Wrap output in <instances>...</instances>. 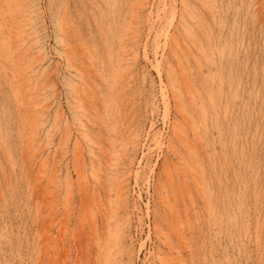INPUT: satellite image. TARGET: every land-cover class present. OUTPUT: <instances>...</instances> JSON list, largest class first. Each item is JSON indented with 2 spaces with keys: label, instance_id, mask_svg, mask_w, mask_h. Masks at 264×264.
<instances>
[{
  "label": "rangeland",
  "instance_id": "374dc122",
  "mask_svg": "<svg viewBox=\"0 0 264 264\" xmlns=\"http://www.w3.org/2000/svg\"><path fill=\"white\" fill-rule=\"evenodd\" d=\"M15 1L0 264H264V0Z\"/></svg>",
  "mask_w": 264,
  "mask_h": 264
},
{
  "label": "bare ground",
  "instance_id": "6f19581e",
  "mask_svg": "<svg viewBox=\"0 0 264 264\" xmlns=\"http://www.w3.org/2000/svg\"><path fill=\"white\" fill-rule=\"evenodd\" d=\"M2 1V0H1ZM6 1V0H5ZM18 1V0H17ZM17 1H15V2H17ZM25 1V0H24ZM13 2H14V0H13ZM5 3V2H4ZM180 3H182V2H180ZM186 3V2H185ZM0 4H1V2H0ZM12 4H15V3H12ZM11 4V5H12ZM4 5V4H3ZM6 5V4H5ZM7 5H9V4H7ZM17 5V4H16ZM15 5V6H16ZM19 5H20V3H19ZM18 5V6H19ZM133 5V4H132ZM147 5V4H146ZM196 5V4H195ZM14 6V7H15ZM21 6V5H20ZM22 6H23V4H22ZM26 6V5H25ZM167 6V5H166ZM186 6H188V5H186ZM3 7V6H2ZM5 7V6H4ZM3 7V8H4ZM13 7V8H14ZM32 7V6H31ZM204 7V6H203ZM264 7V6H263ZM9 8V7H8ZM16 8H18V7H16ZM195 8V7H194ZM2 9V8H1ZM6 9V8H5ZM23 9V8H22ZM22 9H20V10H22ZM32 9V8H31ZM166 9V8H165ZM187 9V8H186ZM4 10V9H3ZM25 10V9H24ZM26 10H27V8H26ZM37 10V9H36ZM100 11V10H99ZM166 11V10H165ZM185 11H187L188 13H189V10L187 9V10H185ZM35 12V11H34ZM176 12V11H175ZM26 13V12H25ZM30 13H31V11H30ZM29 13V14H30ZM187 13V14H188ZM27 14V13H26ZM28 14V15H29ZM37 14V13H36ZM108 14V13H107ZM171 14H172V12H171ZM2 15H3V13H2ZM19 15H20V13H19ZM28 15H26L27 17H28ZM114 15V14H113ZM146 15V14H145ZM184 14H182V16H183ZM201 15V14H200ZM1 16V15H0ZM13 16V15H12ZM24 16H25V14H24ZM36 16V15H35ZM21 17H22V15H21ZM27 17H26V19H27ZM14 18V17H13ZM18 18V17H17ZM192 18V17H191ZM195 18V17H194ZM198 18V17H197ZM4 19H6V17L4 18ZM22 19V18H21ZM24 19V18H23ZM32 19V18H31ZM127 19V18H126ZM170 18H166V21H168ZM174 19H175V14L173 13V17H172V24H173V21H174ZM18 20V19H17ZM28 20H30V19H28ZM64 20V19H63ZM138 20V19H137ZM153 20V19H152ZM181 20H183V17L181 18ZM193 20V19H192ZM14 21V20H13ZM16 21V20H15ZM15 21L13 22L14 24H15ZM31 21V20H30ZM65 21V20H64ZM17 22H21L20 20L19 21H17ZM24 22V21H23ZM96 22V21H95ZM129 22V21H128ZM186 22V21H185ZM184 22V23H185ZM188 22V21H187ZM98 23V22H97ZM125 23V22H124ZM183 23V24H184ZM5 24V23H4ZM12 24V23H11ZM10 24V25H11ZM59 24H62V23H59ZM131 24H133V23H131ZM180 24H181V22H180ZM15 25H17V24H15ZM19 25V24H18ZM27 25V24H26ZM25 25V26H26ZM28 25H29V22H28ZM35 25V24H34ZM67 25V24H66ZM136 25V24H135ZM169 25V24H168ZM168 25H165L164 26V28L161 30V32H156V34H155V39H156V41L158 40V39H160L161 37H167L168 35H169V26ZM182 25V24H181ZM192 25V24H191ZM22 25H20V27H21ZM24 26V25H23ZM60 26V25H59ZM63 26V25H62ZM171 26V25H170ZM13 27V26H12ZM183 27V26H182ZM1 28H3V27H1ZM25 28V27H24ZM28 28V27H27ZM32 28H34V26H32ZM69 28V27H68ZM7 29V28H6ZM20 29V28H19ZM30 29H31V25H30ZM29 28H28V30H30ZM60 29V28H59ZM139 29V28H138ZM142 29V28H141ZM184 29H185V26H184ZM3 30H5L4 28H3ZM8 30V29H7ZM10 30V29H9ZM16 30H18V29H16ZM20 30H23V29H20ZM33 29H31V31H32ZM119 30H120V28H119ZM137 30V29H136ZM179 30V29H178ZM187 30V29H186ZM185 30V31H186ZM24 31H27V30H24ZM30 31V32H31ZM59 31H61V30H59ZM154 31V30H153ZM34 32H36V31H34ZM38 32V31H37ZM37 32H36V34H37ZM21 34L23 33V32H20ZM27 32H25L24 34H26ZM140 33V32H139ZM24 34H22L21 36L23 37L24 36ZM35 33H33V34H27V37L29 36V35H34ZM40 34V33H39ZM64 34V33H63ZM174 34V33H173ZM188 34H189V32H188ZM188 34H187V36H188ZM127 35V34H126ZM191 35V34H190ZM34 36H36V35H34ZM70 36V35H69ZM123 36V35H122ZM177 36V35H176ZM182 36V35H181ZM30 37H33V36H30ZM60 37V36H59ZM63 37V36H62ZM194 37V36H193ZM205 37V36H204ZM14 38V37H13ZM35 38V37H34ZM37 38H40V37H37ZM37 38H35V39H37ZM115 38H117V37H115ZM136 38V37H135ZM196 38V37H195ZM195 38H193V39H195ZM3 39V38H2ZM18 39V38H17ZM19 39H20V36H19ZM18 39V40H19ZM23 39V38H22ZM25 39V38H24ZM62 39V38H61ZM183 39V38H182ZM186 39V38H185ZM192 39V38H191ZM32 40H33V38H32ZM82 40V39H81ZM161 40V39H160ZM178 40V39H177ZM1 41H3V40H1ZM63 41V40H62ZM137 41V40H136ZM155 41V43H157ZM15 42V41H14ZM27 42H28V40H27ZM31 42V41H30ZM117 42V41H116ZM138 42V41H137ZM178 42V41H177ZM177 42H174V43H177ZM193 42V41H192ZM8 43H10V42H8ZM19 43V42H18ZM134 43V42H133ZM186 43V42H185ZM188 43V42H187ZM195 43V42H194ZM197 43H199V42H197ZM6 44V43H5ZM29 44V43H28ZM71 44V43H70ZM123 44V43H122ZM132 44V43H131ZM179 44V43H178ZM189 44V43H188ZM211 44V43H210ZM7 45V44H6ZM13 45V44H12ZM38 45V44H37ZM36 45V46H37ZM42 45V44H41ZM170 45V44H169ZM201 45V44H200ZM173 46V45H172ZM176 46H178V45H176ZM187 46V45H186ZM7 47V46H6ZM65 47V46H64ZM70 47V46H69ZM145 47V46H144ZM175 47V46H174ZM173 47V48H174ZM16 48V47H15ZM71 48H73V47H70V49ZM137 48V47H136ZM183 48V47H182ZM182 48H180V50L182 49ZM190 48H192V46L190 47ZM199 48H201V47H199ZM20 49V48H19ZM40 49V48H39ZM75 49V48H74ZM212 49V48H211ZM32 50V49H31ZM36 50V49H35ZM77 50V49H76ZM79 50V49H78ZM147 50V49H146ZM172 50V49H171ZM193 50V49H192ZM198 50V49H197ZM81 51V50H80ZM183 51V50H182ZM187 51V50H186ZM203 51V50H202ZM25 52V51H24ZM32 52V51H31ZM40 52V51H39ZM38 52V53H39ZM74 52V51H73ZM173 52V51H172ZM26 53V52H25ZM40 54V53H39ZM61 54V53H60ZM21 55V54H20ZM37 55V54H36ZM129 55V54H128ZM159 55V54H158ZM223 55V54H222ZM22 56V55H21ZM39 57V56H38ZM65 57V56H64ZM77 57H78V55H77ZM80 57V56H79ZM133 57V56H132ZM139 57V56H138ZM189 57H190V55H189ZM81 58V57H80ZM85 58V57H84ZM157 58V57H156ZM155 58V59H156ZM197 58V57H196ZM199 58V57H198ZM203 58V57H202ZM86 59V58H85ZM120 59V58H119ZM36 60H38V59H36ZM81 60V59H80ZM127 60V59H126ZM35 61V60H34ZM71 61V60H70ZM112 61V60H111ZM130 61V60H129ZM197 61V60H196ZM201 62V61H200ZM68 63V62H67ZM82 63V62H81ZM120 63V62H119ZM136 63V62H135ZM134 63V64H135ZM182 63V62H181ZM31 64V63H30ZM33 64V63H32ZM133 64V65H134ZM211 64V63H210ZM20 65V64H19ZM86 65V64H85ZM167 65H168V63H167ZM81 66V65H80ZM157 66V65H156ZM179 66V65H178ZM67 67H69V66H67ZM71 67H76L75 66V64H73V66H71ZM117 67V66H116ZM181 67V66H180ZM201 67H202V65H201ZM39 68V67H38ZM88 68V67H87ZM131 69V68H130ZM181 69V68H180ZM26 70H27V72H26V77H24V79L26 80V78H28L29 79V77H27V76H30L29 74L31 73V72H33L34 73V71H33V67L31 68L30 66H28V64H27V67H26ZM39 70V69H38ZM127 70V69H126ZM129 70V69H128ZM132 70V69H131ZM37 71V70H36ZM35 71V72H36ZM44 71V70H43ZM78 71V70H77ZM80 71V70H79ZM169 71V70H168ZM91 72V71H90ZM100 72V71H99ZM32 73V74H33ZM81 73V72H80ZM131 73V72H130ZM86 74V73H85ZM92 74V73H91ZM37 75V74H36ZM77 75H79V74H77ZM83 75V74H82ZM100 75V74H99ZM114 75H116V74H114ZM177 75V74H176ZM175 75V76H176ZM75 77V76H74ZM97 77V76H96ZM32 77H30V79H31ZM92 78V77H91ZM101 78V77H100ZM176 78V77H175ZM29 79V80H30ZM73 79V78H72ZM93 79V78H92ZM126 79V78H125ZM33 80V79H32ZM87 80V79H86ZM107 80V79H106ZM17 81V80H16ZM98 81V80H97ZM114 81V80H113ZM6 82V81H5ZM30 81H27V84L29 83ZM44 82V81H43ZM185 82H187V81H185ZM26 84V83H25ZM46 84V83H45ZM75 84V83H74ZM124 84V83H123ZM165 84V83H164ZM185 84V83H184ZM12 85V84H11ZM21 85V84H20ZM42 85V84H41ZM47 85V84H46ZM29 86V85H28ZM185 86V85H184ZM36 87V86H35ZM187 87V84H186V86H185V88ZM35 89V88H34ZM39 89V88H38ZM42 89H44V88H42ZM186 89H188V87L186 88ZM192 89V88H191ZM20 90V89H19ZM41 90V89H40ZM167 90V89H166ZM194 90H195V88H194ZM33 91V90H32ZM83 91V90H82ZM44 92V91H43ZM90 92V91H89ZM94 92V91H93ZM171 92V91H170ZM173 92H175V91H173ZM11 93V92H10ZM191 93V92H190ZM91 94V93H90ZM175 94V93H174ZM11 95V94H10ZM39 95V94H38ZM45 95V94H44ZM177 95V94H176ZM179 95V94H178ZM166 96H168V95H166ZM166 96H165V99H166ZM174 96V95H173ZM172 96V97H173ZM79 97H82V96H80L79 95ZM89 97V96H88ZM184 97V96H183ZM191 97V96H190ZM25 98V97H24ZM176 98H177V96H176ZM179 98V97H178ZM192 98V97H191ZM78 100H79V98H78ZM82 100V99H81ZM178 100V99H177ZM187 100V99H186ZM21 101V100H20ZM26 101H27V98H26ZM44 101V100H43ZM76 101V100H75ZM83 101V100H82ZM88 102V101H87ZM90 102V101H89ZM94 102V101H93ZM176 102V101H175ZM178 102V101H177ZM44 103V102H43ZM79 103V102H78ZM86 103V102H85ZM18 104V103H17ZM79 105V104H78ZM78 105H76V106H78ZM155 105V104H154ZM167 105H168V103H167ZM80 106H83L84 107V104H80L79 105V107ZM198 106V105H197ZM78 107V108H79ZM83 107H81V108H83ZM88 107V106H87ZM119 107V106H118ZM167 107V106H166ZM75 108H77V107H75ZM78 108H77V110H78ZM80 108V109H81ZM96 108V107H95ZM47 109V108H46ZM80 109H79V111H80ZM84 109V108H83ZM184 109V108H183ZM86 110V109H85ZM111 110V109H110ZM168 111V110H167ZM37 112H38V110H37ZM104 113H106V111L104 112ZM92 114V113H91ZM97 115V114H96ZM189 115V114H188ZM204 115V114H203ZM76 116H78V115H76ZM83 116V115H82ZM179 116V115H178ZM186 116H187V114H186ZM190 116V115H189ZM46 117V116H45ZM97 117V116H96ZM185 117V116H184ZM196 117V116H195ZM76 119H78V118H76ZM110 119V118H109ZM189 119V118H188ZM204 118H202V120H203ZM80 120V119H79ZM95 120V119H94ZM93 120V121H94ZM100 120V119H99ZM176 120V119H175ZM82 121V120H81ZM77 122H79V121H77ZM121 122V121H120ZM165 122V121H164ZM181 122V121H180ZM41 123V122H40ZM94 123V122H93ZM178 123V122H177ZM189 123V122H188ZM24 124H26V123H24ZM47 124V123H46ZM92 124V123H91ZM96 124V123H95ZM180 124V123H179ZM192 124V123H191ZM190 124V125H191ZM42 125H44V124H42ZM79 125V124H78ZM87 125V124H86ZM97 125V124H96ZM26 126V125H25ZM36 126V125H35ZM38 126V125H37ZM82 126V125H81ZM180 126V125H179ZM27 127V126H26ZM43 127V126H42ZM105 127V126H104ZM132 127V126H131ZM82 128H84V125H83V127ZM87 128V127H86ZM189 128V127H188ZM185 129V128H184ZM47 130V129H46ZM56 130V129H55ZM111 130V129H110ZM122 130V129H121ZM48 131H50V130H48ZM87 132V131H86ZM122 132V131H121ZM130 132V131H129ZM43 133V132H42ZM49 133V132H48ZM51 133V132H50ZM108 133V132H107ZM139 133V132H138ZM119 134V133H118ZM182 134V133H181ZM185 134V133H184ZM28 135V134H27ZM86 135V134H85ZM104 135V134H103ZM126 135V134H125ZM186 135V134H185ZM189 135V134H188ZM192 135V134H191ZM84 136V135H83ZM124 136V135H123ZM123 136H122V138H123ZM190 136V135H189ZM27 137V136H26ZM34 137V136H33ZM33 137H31V138H33ZM88 137H89V135H88ZM104 137V136H103ZM132 137V136H131ZM186 137V136H185ZM50 138V137H49ZM198 138V137H197ZM29 139V138H28ZM91 139L92 138H90V141H91ZM125 139V138H124ZM157 139V138H156ZM199 139V138H198ZM48 140V139H47ZM110 140V139H109ZM187 140V139H186ZM185 140V141H186ZM51 141V140H50ZM101 141V140H100ZM121 141V140H120ZM119 141V142H120ZM130 141V140H129ZM184 141V142H185ZM190 141V140H189ZM49 142V141H48ZM92 142H93V139H92ZM91 142V143H92ZM96 142V141H95ZM108 142V141H107ZM128 142V141H127ZM183 142V141H182ZM194 142V141H193ZM49 143H51V142H49ZM122 143V142H121ZM186 143H188V142H186ZM53 144V143H52ZM95 144V143H94ZM97 144V143H96ZM134 144V143H133ZM174 144V143H173ZM189 144H190V142H189ZM30 145V144H29ZM80 145V144H79ZM86 145H87V143H86ZM97 145H99V144H97ZM102 145V144H101ZM101 145H99V146H101ZM104 145H105V143H104ZM184 145L186 146V144L184 143ZM46 146V145H45ZM92 146V145H91ZM90 146V147H91ZM49 147V146H48ZM57 147V146H56ZM59 147V146H58ZM88 147H89V145H88ZM175 147V146H174ZM178 147V146H177ZM106 148V147H105ZM79 149V148H78ZM82 149V148H81ZM91 149V148H90ZM93 149V148H92ZM91 149V150H92ZM187 149H188V147H187ZM192 149V148H191ZM93 150H95V149H93ZM194 150V149H193ZM197 150V149H196ZM34 151V150H33ZM77 151V150H76ZM85 151V150H84ZM103 151V150H102ZM119 151V150H118ZM128 151V150H127ZM190 151V150H189ZM117 152V151H116ZM130 152V151H129ZM194 152V151H193ZM79 153H80V151H79ZM78 153V154H79ZM90 153H93V152H90ZM90 153H89V155H90ZM190 153H191V151H190ZM48 154V153H47ZM54 154H56V152L54 153ZM53 154V155H54ZM77 154V153H76ZM107 154V153H106ZM110 154V153H109ZM114 154V153H113ZM193 154V153H192ZM82 155V154H81ZM92 155V154H91ZM94 155H96L95 153H94ZM180 155V154H179ZM124 156V155H123ZM47 157H48V155H47ZM77 157V156H76ZM94 157V156H93ZM100 157V156H99ZM45 158V157H44ZM56 158V157H55ZM78 158H81L79 155H78ZM98 158V157H97ZM183 158V157H182ZM46 160V159H45ZM80 160V159H79ZM117 160H119V159H117ZM82 161V160H81ZM42 162V161H41ZM92 162V161H91ZM43 163V162H42ZM54 163V162H53ZM58 163V162H57ZM77 163V162H76ZM79 163V162H78ZM81 163H83V162H81ZM185 163V162H184ZM99 164H100V162H99ZM176 164V163H175ZM174 164V165H175ZM199 164V163H198ZM198 164H197V166H198ZM94 165V164H93ZM113 165H115V164H113ZM188 165V164H187ZM92 166V165H91ZM95 166V165H94ZM122 166V165H121ZM128 166V165H127ZM54 167V166H53ZM81 167V166H80ZM107 168V167H106ZM130 168V167H129ZM79 169V168H78ZM87 169V168H86ZM191 169V168H190ZM95 170V169H94ZM102 170V169H101ZM130 170V169H129ZM116 171V170H115ZM78 172H79V170H78ZM84 173V172H83ZM130 173V172H129ZM196 173V172H195ZM81 174H82V172H81ZM91 174H92V172H91ZM193 174V173H192ZM94 175V174H93ZM81 176V175H80ZM50 177V176H49ZM98 177V176H97ZM51 178V177H50ZM110 178V177H109ZM194 178V177H193ZM115 179V178H114ZM56 180V179H55ZM107 180V179H106ZM80 181H81V179H80ZM79 181V182H80ZM84 181V180H83ZM86 181V180H85ZM88 181H89V179H88ZM98 182V181H97ZM108 182V181H107ZM49 183H50V181H49ZM48 183V184H49ZM52 183V182H51ZM59 183V182H58ZM83 183H85V182H83ZM82 183V185H84ZM122 183V182H121ZM80 183H78V185H79ZM86 184V183H85ZM106 184V183H105ZM109 184V183H108ZM113 184V183H112ZM96 185V184H95ZM121 185V184H120ZM161 187V186H160ZM185 187V186H184ZM189 187V186H188ZM200 187V186H199ZM79 188H81V187H79ZM82 188H83V186H82ZM86 188V187H85ZM88 188V187H87ZM112 188V187H111ZM69 189H70V185H69ZM122 189V188H121ZM121 189H120V191H121ZM124 189V188H123ZM184 189V188H183ZM71 190V189H70ZM70 190L69 191H67V190H65V191H67V192H70ZM79 190V189H78ZM202 190V189H201ZM87 191V190H86ZM95 191V190H94ZM114 191V190H113ZM48 192V191H47ZM85 192V191H84ZM71 193V192H70ZM119 193V192H118ZM122 193V192H121ZM64 194V193H63ZM66 194H68V193H66ZM85 194V193H84ZM97 194V193H96ZM70 195H72V194H70ZM160 195V194H159ZM164 195V194H163ZM55 196V195H54ZM67 196V195H66ZM94 197V196H93ZM124 197V196H123ZM210 197V196H209ZM113 198V197H112ZM122 198V197H121ZM120 199V198H119ZM123 199V198H122ZM162 199V198H161ZM69 200V199H68ZM83 200V199H82ZM81 200V201H82ZM107 200V199H106ZM110 200V199H109ZM163 200V199H162ZM167 200V199H166ZM111 202V201H110ZM162 202V201H161ZM86 203V202H85ZM107 203V202H106ZM168 203V202H167ZM53 204V203H52ZM69 204V203H68ZM165 204V203H164ZM86 205V204H85ZM87 206V205H86ZM61 208V207H60ZM92 208V207H91ZM108 208H109V206H108ZM95 209V208H94ZM67 211H69V210H67ZM110 211V210H109ZM84 212H85V210H84ZM85 214V213H84ZM88 216V215H87ZM49 219V218H48ZM169 221V220H168ZM81 222V221H80ZM48 223V222H47ZM62 224V223H61ZM82 224V223H81ZM63 225V224H62ZM89 225V224H88ZM95 225V224H94ZM81 227H82V225H81ZM91 227V226H90ZM61 229H62V227H61ZM85 229V228H84ZM92 229V228H91ZM60 232V231H59ZM61 234V233H60ZM110 234V233H109ZM64 235V234H63ZM163 236V235H162ZM107 237H108V235H107ZM57 243V242H56ZM103 244V243H102ZM166 245V244H165ZM105 246V245H104ZM162 248V247H161ZM101 249V248H100ZM53 250H54V248H53ZM102 250V249H101ZM44 251V250H43ZM113 251V250H112ZM164 257V256H163ZM170 263H172V262H170ZM173 264V263H172Z\"/></svg>",
  "mask_w": 264,
  "mask_h": 264
}]
</instances>
